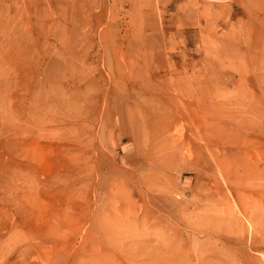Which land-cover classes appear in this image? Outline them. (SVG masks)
Returning <instances> with one entry per match:
<instances>
[{"label": "rangeland", "instance_id": "1", "mask_svg": "<svg viewBox=\"0 0 264 264\" xmlns=\"http://www.w3.org/2000/svg\"><path fill=\"white\" fill-rule=\"evenodd\" d=\"M0 264H264V0H0Z\"/></svg>", "mask_w": 264, "mask_h": 264}]
</instances>
